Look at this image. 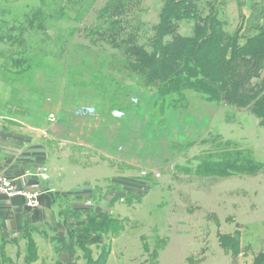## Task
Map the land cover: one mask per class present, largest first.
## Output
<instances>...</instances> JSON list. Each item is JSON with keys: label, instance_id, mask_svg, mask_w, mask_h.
<instances>
[{"label": "rangeland", "instance_id": "374dc122", "mask_svg": "<svg viewBox=\"0 0 264 264\" xmlns=\"http://www.w3.org/2000/svg\"><path fill=\"white\" fill-rule=\"evenodd\" d=\"M118 1L96 0L82 22L63 23L66 30L79 29L63 45L64 54L58 53L57 47L50 48L48 52L59 57L34 59L28 66H31L30 70L16 64V60L23 57L18 54L21 51L10 49V44L5 41L0 42V117L11 114L29 117L43 126L40 133L44 137L59 131L67 146L74 143L90 145L91 141L100 151L90 161L88 156L91 154L77 153L78 167L102 169L97 170L99 175L93 177L97 180L92 182L97 195H89L90 204L86 208L84 204H78L83 209L74 213L75 225L71 230L77 240H71L70 245H75L70 252L73 254L71 264L101 263L109 253L110 237L116 238L124 229L140 232L143 226L146 227L144 218L153 211L166 213L164 217L166 220L173 218V225L180 216L188 217L187 223L185 220L181 226H189V231L196 228L199 221L208 230L225 226V220L228 225L237 222L236 227L239 230L243 227L245 232L242 230V236L238 234L236 247L231 250L232 256L237 257L233 262L238 264L241 260L244 264H256L259 254L252 258L248 254L251 243L255 248L264 246V122L245 111L203 100L190 91L185 94L184 102L175 106L161 101L153 106L156 95L143 94L138 89L133 90L132 97L120 99L117 84L110 95L98 96L96 91L99 89L90 79V73H99L93 65L104 56L117 52L106 42L88 36L87 30L98 24L99 13L104 14L109 3L112 7L103 17L105 24L111 20L118 22L119 18L114 16L119 11ZM207 1L216 10L214 12L228 35L235 33L238 43L259 34L264 26V13L259 7L243 18L229 6L231 0ZM28 4L37 7L39 2L0 0V9H9L8 23L21 19L27 13ZM162 4V0H142L140 5L131 8L135 9V18L142 25L141 44L152 35L151 28L159 22ZM252 14L258 17L261 14L257 30H250L251 24L256 23L250 21ZM181 19L178 31L191 36L195 18L182 15ZM48 35L49 42L58 37L53 30ZM11 53L7 63L6 58ZM35 54L39 55V51ZM111 96L114 98L110 99ZM95 129L109 132L106 135L109 139L100 142L94 136ZM237 156L239 159L233 160L232 165L220 161L224 157L234 159ZM254 168L255 172L251 170ZM34 169L26 170L27 176L42 179L43 176L32 173ZM115 176L118 179H113ZM105 191L111 196L108 206L104 207L113 219L107 216L96 222L95 214L103 204L102 199L107 198H100ZM250 209L256 217L246 215ZM118 214L120 221L114 218ZM249 221L259 225L249 229L241 224ZM80 223L84 226H78ZM92 234L97 237L104 234L107 238L92 242ZM143 237L141 242L148 252L149 240ZM240 238L244 246L242 258L238 257L239 249L236 250ZM66 244L62 243L59 248L64 250Z\"/></svg>", "mask_w": 264, "mask_h": 264}, {"label": "trees", "instance_id": "16d2710c", "mask_svg": "<svg viewBox=\"0 0 264 264\" xmlns=\"http://www.w3.org/2000/svg\"><path fill=\"white\" fill-rule=\"evenodd\" d=\"M11 1L29 3L31 0ZM95 1L38 0L37 7L28 4L27 13L21 19L8 23L9 9H0V42L5 41L10 44V49L21 51L18 54L23 57L17 59L16 64L30 70L31 66H28L34 59L59 57L49 53L50 48L57 47V52L64 54L63 45L79 29L66 30L63 23L82 22ZM140 1H118L120 5L116 7L119 11L114 14L119 18L118 22L111 20L105 24L103 17L112 7L109 3L104 14L102 11L99 13L98 24L87 30L88 36L106 42L117 52L104 56L95 65L92 63L99 71L90 73L91 81L99 89L96 91L98 96L110 95L117 84L120 99L132 97L133 90L138 89L143 94L156 95L153 106L160 101L175 106L180 101L183 103L185 94L190 91L203 100L245 111L264 122V26L259 34L251 35L241 44L234 32L228 35L225 25L207 0H162L160 20L151 28L152 35L141 44L142 25L135 18V9H131L140 5ZM182 15L195 18L191 36L178 31ZM258 16L251 15L250 21L256 23L251 24L250 30H257L261 14ZM50 30L58 35L53 42L48 41ZM36 51L39 55L35 54ZM12 53L7 56V63ZM239 157H224L220 161L232 165V161ZM251 170L255 172L256 168ZM236 244H233L234 248ZM69 254L70 260L65 264H71L73 260V254ZM105 261L96 264H105ZM256 264H264L261 254Z\"/></svg>", "mask_w": 264, "mask_h": 264}, {"label": "crops", "instance_id": "0c3cea01", "mask_svg": "<svg viewBox=\"0 0 264 264\" xmlns=\"http://www.w3.org/2000/svg\"><path fill=\"white\" fill-rule=\"evenodd\" d=\"M229 6L243 18L258 7L262 14L264 13V0H231ZM42 127L22 115L0 117V173L15 179L19 185L41 192L40 207L34 210L26 209L19 199L6 200L0 197V264L67 263L70 260L71 248L75 247L74 244L70 245L71 240H77L76 234H72L71 230L75 225L74 213L83 209L79 207L81 204L85 205L84 208L90 204L88 202L91 194L97 195L94 188L96 186L92 182L97 180L93 177L99 175L97 170L102 167L90 166L85 169L78 167L76 163L78 152L91 154L87 155L90 161L95 154H100L97 147L91 141L90 145L74 143L67 146L59 131L44 137L40 133ZM93 132L100 142L109 139V136L106 137L109 132H101L99 129ZM36 167L47 170L45 179L35 175L25 178L26 170ZM110 196L106 191L100 195V198H107L102 199L103 204L95 214L96 222L109 215L107 207L104 206H108ZM247 213L250 218L256 217L255 213L251 214L252 209ZM164 214L166 213L153 211L144 218L146 227H142L141 231H145L142 234L138 230L124 229L116 238L110 237V250L105 264H232L236 261L237 257L232 256L231 250L237 242L238 234L242 236V230L245 232L243 227L242 230L236 227L237 222L228 225L225 220V226L208 230L206 225L199 221L196 228L189 231V226H181L185 224L183 221L186 220L187 223L188 217L180 216L173 225V218L166 220ZM114 218L120 221L119 214ZM108 219L113 218L108 216ZM255 223L256 221H249L241 224L251 229L259 225L258 222ZM78 226L84 225L80 223ZM100 235L101 237H97L92 234L90 240L93 242L107 238L104 234ZM143 236L149 240L148 252L141 242ZM242 242L241 240L236 249H239L238 257L241 258L244 251ZM62 243H67L64 250L59 248ZM90 246L95 247L94 244ZM256 248L251 243L248 257L252 258L258 254L264 257V246ZM237 262L244 264L241 260Z\"/></svg>", "mask_w": 264, "mask_h": 264}, {"label": "built area", "instance_id": "2783aa9c", "mask_svg": "<svg viewBox=\"0 0 264 264\" xmlns=\"http://www.w3.org/2000/svg\"><path fill=\"white\" fill-rule=\"evenodd\" d=\"M85 111L90 112L89 110ZM85 111H82V113ZM118 114L120 113H116L115 115ZM32 173L41 175L43 176L42 179H45L46 169L38 167ZM25 178H29L27 174ZM0 197L6 200L19 199L28 210H34L40 207L41 193L39 191L19 185L15 179H11L3 173H0Z\"/></svg>", "mask_w": 264, "mask_h": 264}]
</instances>
